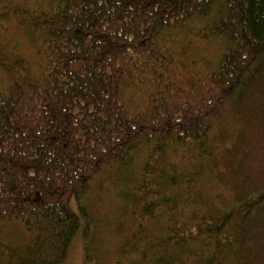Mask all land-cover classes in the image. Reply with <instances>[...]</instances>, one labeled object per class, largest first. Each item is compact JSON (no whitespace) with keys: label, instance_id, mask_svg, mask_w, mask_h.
<instances>
[{"label":"trees","instance_id":"trees-1","mask_svg":"<svg viewBox=\"0 0 264 264\" xmlns=\"http://www.w3.org/2000/svg\"><path fill=\"white\" fill-rule=\"evenodd\" d=\"M0 75V234L27 238L15 264L62 263L79 228L100 264L84 200L104 182L143 223L122 248L141 258L115 264H264V0H0ZM205 167L220 211L195 189Z\"/></svg>","mask_w":264,"mask_h":264},{"label":"rangeland","instance_id":"rangeland-1","mask_svg":"<svg viewBox=\"0 0 264 264\" xmlns=\"http://www.w3.org/2000/svg\"><path fill=\"white\" fill-rule=\"evenodd\" d=\"M15 40L16 47L13 49L18 50L19 54L30 53L31 44L27 43L23 38L14 34L11 37ZM13 42V41H12ZM214 43L213 45H215ZM217 45V44H216ZM206 56L208 59H212L215 54L219 52L216 47H207ZM0 75V80H2ZM255 157L251 159L253 167H255ZM141 162V158H136L134 161L135 165ZM254 168H252V171ZM212 176V172L206 167L203 170L201 176L197 180L195 189L199 191L201 197V205L205 210L220 211L218 203L224 201L221 196L227 200V190L223 185L219 184ZM124 187V186H123ZM184 190V189H183ZM122 189L112 187L109 182H104L101 186V190L93 189L92 192L88 193L85 200L84 206L88 207L89 210H95L96 213V231L92 228V233L97 237V253L100 258V264H115L116 261H137L141 257L131 254L129 256L123 255L122 248H126L130 242L131 234L136 231V226L142 223L137 214V219L128 216L127 212H124V201L119 196ZM220 198V199H219ZM69 210L73 213L76 211V204L73 200L69 203ZM137 211V210H136ZM135 216V214H134ZM164 220H160L157 223L149 222L146 225L147 234L149 241L154 242L161 238L165 232ZM143 224V223H142ZM91 230V229H90ZM89 231V230H88ZM81 229L75 233L72 240L69 242L66 255L62 263L60 264H86L84 242ZM27 241L24 235L23 229L17 223H8L3 226L0 234V264H15L18 261V257L13 255L17 248L20 247L24 242ZM141 249H145V239L141 241ZM151 246V245H150ZM211 253H209L210 255ZM213 255V254H212ZM231 252H224L222 254H215L217 264H237L234 256Z\"/></svg>","mask_w":264,"mask_h":264}]
</instances>
